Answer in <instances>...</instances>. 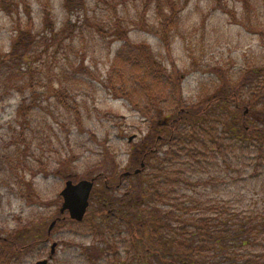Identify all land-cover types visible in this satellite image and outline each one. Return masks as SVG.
Returning a JSON list of instances; mask_svg holds the SVG:
<instances>
[{
    "label": "rangeland",
    "instance_id": "obj_1",
    "mask_svg": "<svg viewBox=\"0 0 264 264\" xmlns=\"http://www.w3.org/2000/svg\"><path fill=\"white\" fill-rule=\"evenodd\" d=\"M251 1L256 13L248 18L242 0H221L238 17L232 18L218 0H190L173 31L169 55L151 31L160 29L164 0H27L26 5L0 0V58L16 51L0 72V237L20 239L15 248L21 250L13 256L10 250L9 264L47 259L55 242L49 264H116L98 259L93 248L99 243L98 225L108 215L97 197H92L86 221L66 217L48 237L67 180H91L103 173L117 183L123 173L139 167L133 163L139 159L136 148L161 132L157 121L105 86L122 46L114 34L116 24L129 27L130 39L150 45L168 68L173 61L182 74L184 97L196 103L229 81L243 83L242 71L264 61V0ZM29 20L37 35L21 37L18 26L26 28ZM258 24L263 35L253 29ZM262 180L241 184L261 207ZM103 189V182L96 183V193Z\"/></svg>",
    "mask_w": 264,
    "mask_h": 264
},
{
    "label": "trees",
    "instance_id": "obj_2",
    "mask_svg": "<svg viewBox=\"0 0 264 264\" xmlns=\"http://www.w3.org/2000/svg\"><path fill=\"white\" fill-rule=\"evenodd\" d=\"M242 1L248 18L254 16L252 1ZM189 2L164 0L160 29L151 30L168 54ZM260 27L253 29L263 35ZM34 29L29 20L26 28L18 26V33L34 35ZM129 32L120 23L114 27L122 46L104 83L114 97L130 101L157 121L161 132L149 145L146 139L136 148L139 159L133 163L138 168L140 161L146 164L140 174L127 170L131 175L123 173L117 183L103 173L94 177L104 189H94L92 197L100 199L102 211L108 210L97 228L99 243L93 244L98 259L116 264H264V61L242 71L243 83L229 81L228 87H216L211 96L190 103L175 63L168 68L150 45L133 42ZM15 56L14 50L6 55L7 64ZM5 60L0 58V72L7 68ZM143 100L147 108L141 107ZM29 115L26 107L24 118ZM28 125H23L22 135ZM254 179H263L262 207L242 192L241 184ZM15 240L20 239L0 237L1 262L9 264L21 251Z\"/></svg>",
    "mask_w": 264,
    "mask_h": 264
},
{
    "label": "water",
    "instance_id": "obj_3",
    "mask_svg": "<svg viewBox=\"0 0 264 264\" xmlns=\"http://www.w3.org/2000/svg\"><path fill=\"white\" fill-rule=\"evenodd\" d=\"M134 137L130 138L132 141ZM144 167V163L142 164ZM141 169L135 171L136 174H139ZM130 175V173H126ZM95 178L91 180L83 179L78 182L73 180H67L64 184L63 189L60 192V197L62 198V205L60 207V214L62 219H66V214L68 217L75 222L81 223L85 220L87 212L90 208L92 192L95 187ZM61 218L53 220L48 229V236L50 237L53 229L57 225L58 221ZM58 243L55 242L51 246L50 255L47 259L39 260L36 264H49L53 259Z\"/></svg>",
    "mask_w": 264,
    "mask_h": 264
},
{
    "label": "flooded vegetation",
    "instance_id": "obj_4",
    "mask_svg": "<svg viewBox=\"0 0 264 264\" xmlns=\"http://www.w3.org/2000/svg\"><path fill=\"white\" fill-rule=\"evenodd\" d=\"M144 163V167H145V162L144 161H140V167L142 166V164ZM49 241H45V243H48Z\"/></svg>",
    "mask_w": 264,
    "mask_h": 264
}]
</instances>
